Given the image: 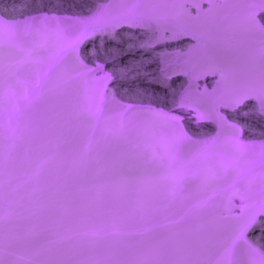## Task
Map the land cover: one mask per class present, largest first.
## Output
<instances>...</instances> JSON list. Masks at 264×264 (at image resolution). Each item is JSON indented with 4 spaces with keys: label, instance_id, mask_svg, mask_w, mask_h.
<instances>
[{
    "label": "bare ground",
    "instance_id": "obj_1",
    "mask_svg": "<svg viewBox=\"0 0 264 264\" xmlns=\"http://www.w3.org/2000/svg\"><path fill=\"white\" fill-rule=\"evenodd\" d=\"M68 6L95 9L96 13L103 12L104 17L106 11L110 20H122L124 25L117 31L108 29L107 38L119 41L124 53L129 46H134L137 60L151 61V69L133 71L134 81L123 87L126 95H132V100L138 105L154 103L156 98L171 108L176 104L179 109H184L186 124L191 121L187 109L198 117L207 116L213 121V130L210 129L213 134L203 143L182 142L178 145L180 148L168 151L163 144L164 138L169 135L168 123L163 119L151 121L152 111H141L142 105L138 109V105L136 108L132 106L133 112L123 113L122 107L117 105L119 101L101 108L103 114L96 120L85 122L81 110L77 108L81 90L75 84H69L72 80L67 82L66 89H60L61 92L58 86L38 87L40 94L37 103L32 100L35 103L16 104L14 112H10L15 118V127L33 135L36 143L51 145L50 142H53L57 146L75 147L89 142L97 148L113 149V154L99 155L107 163L114 162L110 160L113 156L117 158L118 155L119 161V157L140 147H159V152H153V161L157 164L152 181L157 223L151 234H154L153 264H264V217L257 221L256 233L262 238L259 250L239 239V230H235L239 227H233V223L230 224L223 214L220 217L216 215L218 208L226 204V200L225 203L222 200L238 189L236 181L249 179L254 187H249V190L254 189L251 193L255 191L256 194L258 190L260 195L263 193L262 197L264 195V30L257 18L258 12L264 18V0H30L23 10L21 5V8L18 7L23 16L38 11L51 14L33 16L27 23H18L14 29L0 23V115L6 112L10 114L8 110L12 106L7 109L11 101L8 94L19 71L24 79L39 82L36 69L41 67L43 57L40 59L41 53L37 51L38 54L32 53L37 41H49L50 50L44 49L46 52L42 53L46 56L45 63H52L58 42L76 33L79 26H76L77 21L69 18L68 14L64 16L65 7ZM130 18H135L136 23L129 22ZM185 39L188 41L185 42ZM172 44L177 49L168 51L172 46L168 50L167 46ZM206 73L216 76L211 91L199 82L201 75L203 77ZM176 76L182 79V83L175 88L172 77ZM103 84L100 85L104 87ZM99 88L101 92L104 89ZM111 93L112 88L108 91V97ZM94 104L92 106L95 107ZM221 111L233 117L232 121L235 122H228ZM244 129L251 139L258 138L260 141L248 140L250 138L244 135ZM15 131L14 134L17 133ZM98 181L106 184L107 191H116L115 187L123 186L121 181L111 176L108 179L99 177ZM178 182L181 184L175 188L174 184ZM130 185L135 187L130 182L126 186L130 188ZM234 214L232 218L229 217L231 220ZM209 215L215 219L211 223H208V219V222L204 220ZM239 216L235 217L237 220L234 219L236 223L240 221ZM173 220L177 223L171 224ZM164 222L168 225L163 226Z\"/></svg>",
    "mask_w": 264,
    "mask_h": 264
},
{
    "label": "rangeland",
    "instance_id": "obj_2",
    "mask_svg": "<svg viewBox=\"0 0 264 264\" xmlns=\"http://www.w3.org/2000/svg\"><path fill=\"white\" fill-rule=\"evenodd\" d=\"M25 1L7 0L6 2V0H0V23L14 29L18 23H27L29 18L31 19L33 16L51 14L38 11L33 15L23 16L22 10L30 3V0L29 2ZM23 3L26 4L25 7ZM15 7L22 10L18 8L17 12ZM65 10L64 16L68 14V17L70 16L77 21L76 26L79 25L77 28H82L77 29L71 37L58 42L55 54L53 53L52 63H45L46 56L44 53L47 48H51L49 47L51 44H48L49 41H37L32 53H41L39 58L43 57L41 67L36 69V77L39 78V82L24 79L21 71H19L17 73L18 77H14V84L12 83L9 90L8 98L11 101L7 109H10L11 106L12 108L8 112L13 113L17 105L22 106L27 102L37 103L40 94V92H37L38 87L42 88L50 85L58 86V90H62L63 87L66 89L67 82L69 83L70 80L73 82L71 81L69 84H75L81 90L77 108L81 110L83 120L86 119L85 122L92 119L96 120L99 115L103 114L105 106L111 102L118 103L117 101H119L120 103L117 105L122 107L123 113H128L132 108H136L138 103L132 100V95L128 96L123 92V87L134 81L133 71L136 69H151V61L148 59L137 60L134 55V46H129L130 48L128 47L124 53L119 41L107 38L109 28L117 31L124 25V22L116 19L110 20L106 11H104V17L103 12L96 13L95 9H84V7L76 9V7L68 6L65 7ZM257 16L260 27L264 30V18L260 16V12L257 13ZM129 22L135 24L136 20L130 18ZM80 23L82 24L80 25ZM184 41L187 42L188 39ZM174 45L167 46L166 49L168 50L172 46L168 51L176 50L177 46L175 45L176 48H174ZM59 63L63 64L58 66ZM79 67L80 69H78ZM19 74H21V77ZM203 77L201 75L199 78L200 84L211 91L216 80L215 74L206 73L203 74ZM172 79V85L175 88L181 85L180 82L182 83V81L180 80L182 79L180 77L176 76ZM60 81L64 84L60 85ZM56 82L60 84H56ZM98 84L101 88H104L102 92L100 88L98 89ZM100 84H103L104 87ZM111 88L113 93L108 97V91ZM99 93L103 95L100 96L101 99ZM112 98L117 100L110 101ZM32 100L36 101L32 102ZM13 101L14 104L11 105ZM93 101H95V104ZM93 104L95 107L92 106ZM96 106L98 109H96ZM139 106H141V111H152L151 121L163 119L168 123L170 127L169 135L164 138L163 142L165 147H168V151L180 148L178 145L182 142L192 141L196 144L200 141L203 143L205 138L207 140L213 134L211 133L213 121L204 115L201 117L194 115V112L190 109H187V115L190 116L191 120L189 125L185 123L183 118L184 109H179L176 104L171 108L160 98H156L154 103L139 104L136 109ZM142 107L146 108L142 109ZM131 111L133 112L134 109ZM11 113L8 115L6 112L0 115V264H151L154 258V238L152 239L154 234H151L154 233L157 224L156 198L153 190L154 170L157 164H154L153 154L161 149L155 146L140 147L127 152L121 158L119 157V161L118 155H116L117 158L112 155L113 157L110 160L114 162L109 163V161L107 163L105 158L101 159L99 155L101 153L111 154L113 149L108 148L106 150L103 148V150L89 142V145L85 142L75 147L59 145L58 147L53 142H50L53 145L52 147H50L51 145L36 143V138L33 135L25 133L21 129L19 130L17 126L15 127L16 123L13 121L14 117ZM221 114L225 116L228 122H235L232 121L233 117L230 118L224 111H221ZM6 116L7 118H5ZM10 122H12L11 125ZM9 126L12 128V132ZM13 128L15 129L13 130ZM14 131L17 133L14 134ZM181 134H184V136ZM244 135L250 138L248 140L260 141L258 138L251 139L252 137L245 129ZM25 138L27 141L23 140ZM34 144L37 145L34 146ZM38 144L42 148H39ZM35 148L36 150H34ZM108 176L121 181L123 186L115 187L116 191H107L106 184L98 180L99 177L108 179ZM134 180L136 181L134 182ZM241 181L243 182L241 183ZM241 181L235 182L238 189L236 188L237 190L228 197L229 199L222 200L223 202L226 200L225 207L223 205L219 207L216 215L220 217L219 215L223 214L222 216L227 218L230 224L233 223V227H239L235 230L237 232L239 230L237 234L240 240L250 243L249 245L252 248L259 249L262 238L257 236L256 231L258 230L257 221L260 220L259 218L264 217V195L262 197L263 193L261 192L260 195L258 190H256L257 195L254 194L255 191L251 193L254 189L249 190V187H254L249 179ZM128 182L135 187L130 185V188H128L126 186ZM180 184L178 182L174 184V187L177 188ZM244 185L246 186L244 187ZM117 189L122 192L117 191ZM249 191L251 194H249ZM236 192L240 194L237 195ZM246 194L250 196H246ZM231 196H234L235 199L232 197L234 201ZM257 198L259 201L256 200ZM253 200L254 202H252ZM249 202L250 205L253 204L252 207ZM236 205L237 208H235ZM244 205L247 206V209ZM233 210L234 212H230ZM226 212L231 215H226ZM257 213L258 217L256 216ZM233 214L235 217L240 214L238 223L234 220L235 217L233 218L235 222L229 218H232ZM207 219L210 221L208 222ZM204 220L211 223L215 219L213 220L212 216L209 215ZM173 221L171 224L177 223L178 219L175 220L176 222ZM162 225L166 226L168 224L164 222Z\"/></svg>",
    "mask_w": 264,
    "mask_h": 264
}]
</instances>
